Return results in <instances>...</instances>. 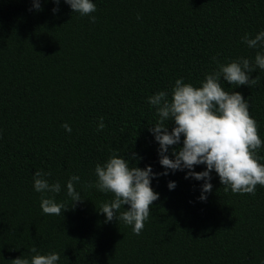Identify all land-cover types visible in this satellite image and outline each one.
Listing matches in <instances>:
<instances>
[{
  "label": "trees",
  "instance_id": "obj_1",
  "mask_svg": "<svg viewBox=\"0 0 264 264\" xmlns=\"http://www.w3.org/2000/svg\"><path fill=\"white\" fill-rule=\"evenodd\" d=\"M39 2L36 10L32 0H0V264L30 259L32 247L57 252V264H264V186L254 195L225 191L213 170L200 200L203 180L167 170L151 181L159 199L139 235L99 212L111 193L84 186L112 154L165 171L148 97L170 93L178 78L199 86L216 61L254 58L261 49L242 37L264 30V0H92L95 23L64 0ZM255 76L254 87L220 83L246 99L264 141V70ZM258 156L264 163V145ZM36 170L60 182L61 216L42 212ZM73 175L83 199L74 206L66 193Z\"/></svg>",
  "mask_w": 264,
  "mask_h": 264
},
{
  "label": "clouds",
  "instance_id": "obj_2",
  "mask_svg": "<svg viewBox=\"0 0 264 264\" xmlns=\"http://www.w3.org/2000/svg\"><path fill=\"white\" fill-rule=\"evenodd\" d=\"M73 12L89 15L91 22L96 17L92 0H64ZM36 10H40L39 0H32ZM59 4L60 0H53ZM54 13L58 8L52 10ZM243 43L250 49L260 48L254 58L240 57L226 63L216 61L217 67L205 73L199 86L185 83L183 78L175 80L170 93L159 91L148 97V103L155 107L158 121L149 128L155 141L158 142L159 163L165 169L163 173H155L150 165L144 168L130 167V160L112 154L103 164L95 166V182H87L84 186L95 187L101 192L111 193L112 199L101 203L99 212L105 215L106 222L121 220L132 226L134 234L139 235L149 218L150 207L159 199V194L151 187V181L159 175H168L167 170L183 171L187 169L185 178L203 180L200 200H205V193L212 191L211 172L214 170L220 183L233 193L255 194L256 186H264V163H260L258 150L264 145L258 134L257 122L250 116L248 103L238 91H226L221 79L229 85H247L254 87L259 83L258 77H251L256 68L264 70V30L254 36L245 33ZM216 60L215 57L212 58ZM167 121V123H165ZM174 126L169 131L168 122ZM67 132L72 129L69 124L61 125ZM105 127L103 117L99 118L97 130ZM173 148L172 157L167 155L169 147ZM205 165L204 171H194V166ZM51 172L36 170L33 174V187L41 193L40 208L44 214L61 216L62 210L68 207L58 203L55 194L61 192L59 181L49 183L47 177ZM80 182L77 175L66 182V193L71 198L72 206L82 201L76 184ZM175 181H169L167 187L175 188ZM52 194V195H48ZM127 205L128 207H123ZM30 259L18 257L11 264H57L60 255L57 252L41 254L37 248L30 249Z\"/></svg>",
  "mask_w": 264,
  "mask_h": 264
}]
</instances>
